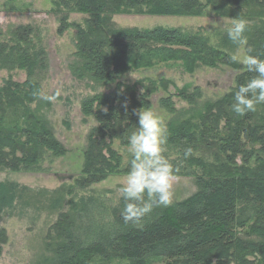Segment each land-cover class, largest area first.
<instances>
[{
  "label": "rangeland",
  "instance_id": "rangeland-1",
  "mask_svg": "<svg viewBox=\"0 0 264 264\" xmlns=\"http://www.w3.org/2000/svg\"><path fill=\"white\" fill-rule=\"evenodd\" d=\"M250 9L243 8V12L248 13L243 19L248 21L247 32L252 33L264 27V15L258 9ZM90 18L89 12L67 7L58 0H0V44L7 46L6 58L14 45L22 46L35 59L39 58L32 73L30 66L18 65L15 53L12 57L16 60L0 62V264H57L64 245L71 242L74 246L92 238L107 240L126 225L122 216L125 202L119 192L126 171L97 182L80 181L84 175L89 133L99 124L96 116L83 111V101L90 96L108 94L118 86L135 83H139L137 89L143 93L149 85L151 106L148 108L153 109L165 125L164 155L179 168L173 181L172 203L168 207L154 208L144 220L136 223L138 225L169 214L176 203L199 191L200 165L192 160L212 163L219 155L218 147L210 149L200 138L205 122H209L205 121L206 108L235 93L238 77L246 67L231 60L214 67L201 65L190 72L180 61H162L151 68L128 71L118 83H105L89 72L81 76L78 35L81 29L90 30ZM234 18L237 17L218 14L213 5H206L198 15H154L134 8L113 14L107 27L95 28L93 35L108 33L110 28H178L200 35L213 46L226 50L230 58L237 55L242 60L250 54L249 46L238 49L226 32ZM19 27L32 31L26 39L16 41ZM183 88L190 91L188 93L198 88L201 94L189 101L177 95ZM35 90L38 96L28 101L29 93ZM49 96L54 99L44 98ZM169 97L174 102L171 108L163 103ZM224 108L228 114L234 113L231 106ZM253 113L263 116L264 104L257 105ZM184 121L190 123L191 132L196 131L198 140L192 148V156L187 159L184 152L188 146L169 140L175 136L173 130ZM36 122L52 131L63 144L65 153L46 152L36 168L12 169L10 164L13 167L15 156H25L29 145L23 129L36 126ZM225 124L224 118L221 126ZM113 147L123 155V164L127 165L131 159L128 146L114 140ZM259 156L264 159V152ZM241 160L239 155L240 164ZM245 233L241 232L245 239H258ZM249 258L255 259V256ZM98 259L105 264H130V260L114 255ZM148 262L163 264V258L150 257ZM230 264L244 263L233 258Z\"/></svg>",
  "mask_w": 264,
  "mask_h": 264
},
{
  "label": "trees",
  "instance_id": "trees-1",
  "mask_svg": "<svg viewBox=\"0 0 264 264\" xmlns=\"http://www.w3.org/2000/svg\"><path fill=\"white\" fill-rule=\"evenodd\" d=\"M58 1L91 14L90 30L81 29L78 35V56L82 60L79 71L81 76L89 72L105 83H118L126 72L151 68L162 61H180L190 72L201 65L214 67L232 62L226 50L213 46L200 35L188 34L178 28H110L108 33L93 35L95 28L107 27L115 13L135 8L145 14L198 15L206 5H213L223 16L246 18L245 7L258 9L264 15V0ZM18 29L16 41L26 39L32 31L31 28ZM246 36L252 49L250 54L264 59V27L247 32ZM6 47L0 44V62L18 55V65L30 66L31 73L34 71L39 62L37 56L35 59L22 46L14 45L6 58ZM14 53L15 57H12ZM254 75L244 71L238 77V86ZM138 84H123L114 92L90 96L83 101L84 113L96 116L99 124L89 133L82 183L97 182L111 174L127 172L130 161L123 164V155L113 147V142L119 140L128 146V136L138 125L134 110L151 106L149 85L140 93ZM187 91L180 89L177 95L194 101L201 94L198 88L192 93ZM37 96L36 90L31 91L28 101ZM233 102L234 94H231L206 108L205 121L209 122H205L200 138L208 148L218 147L219 155L212 163L203 159L192 160L200 165L199 191L176 203L169 214L142 225L126 223L107 240L92 238L78 245L71 246V242L64 245L57 264H105L98 258L112 255L126 258L130 264H149L150 257L163 258V264H230L233 258L244 264H264V159L259 156L264 152V115L257 116L253 112L244 116L230 115L224 107ZM163 103L171 108L174 102L169 97ZM224 118L226 124L221 126ZM188 127V121L182 122L173 130L174 138L169 140L195 148L198 142L196 131L191 132ZM23 134L30 146L25 150V156H15L13 167L10 164L12 169L36 168L46 152L65 153L63 144L40 122L30 129H23ZM241 232L258 239H245Z\"/></svg>",
  "mask_w": 264,
  "mask_h": 264
},
{
  "label": "clouds",
  "instance_id": "clouds-1",
  "mask_svg": "<svg viewBox=\"0 0 264 264\" xmlns=\"http://www.w3.org/2000/svg\"><path fill=\"white\" fill-rule=\"evenodd\" d=\"M248 21L232 19L227 27L228 39L238 49L248 45L246 32ZM251 53L252 49L248 48ZM231 60L242 63L248 72L255 73L246 83L240 84L234 93L232 111L238 116L256 111L257 105L264 104V59L260 55H246L242 60L233 55ZM51 101L54 97H44ZM126 107V105H125ZM138 125L128 136V151L131 155L126 179L119 192L124 200L122 211L126 223H139L157 207H168L172 203L173 181L179 168L164 155L167 142L166 129L158 114L151 108L135 109ZM193 149H185V159L191 157Z\"/></svg>",
  "mask_w": 264,
  "mask_h": 264
}]
</instances>
